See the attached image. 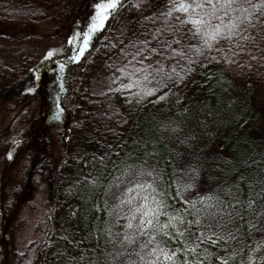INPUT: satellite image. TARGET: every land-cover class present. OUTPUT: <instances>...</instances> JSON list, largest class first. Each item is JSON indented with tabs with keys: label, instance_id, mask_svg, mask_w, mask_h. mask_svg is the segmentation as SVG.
Listing matches in <instances>:
<instances>
[{
	"label": "trees",
	"instance_id": "16d2710c",
	"mask_svg": "<svg viewBox=\"0 0 264 264\" xmlns=\"http://www.w3.org/2000/svg\"><path fill=\"white\" fill-rule=\"evenodd\" d=\"M84 2L0 0V41L32 45L35 53L45 51L35 64L34 56L24 52L15 59L0 58V107L28 88L40 87L43 98L39 132L33 146L23 153L20 186H14L11 195L20 199L23 191L27 195L30 189L39 188L41 179L51 184L50 208L36 220L34 238L14 256L11 264H20L26 255L29 259L25 264H118L119 260L113 259L108 251L103 229L105 199L111 185L129 165L136 168L142 161H149L140 157L138 149L156 137L155 127L162 122L164 110L154 107L155 98L165 89L187 92L213 74L264 92V24H258L254 18V27L247 20L240 24L242 35L248 39L235 36L232 40L209 41L214 45L210 50L204 43L208 37L203 33L194 36L190 31L194 29L188 20L191 10H180V3L191 0H119L90 48L78 61L69 62L64 55H72L68 51V37L88 22L93 10V0ZM251 2L256 4L259 0ZM236 15L230 13L222 23L227 25ZM216 23L212 20L213 25ZM168 27L178 31L163 32ZM157 29L178 51L183 48L187 58L161 59L159 54L148 57L146 63L159 67L163 74L156 79L141 80L140 86L155 87L158 92L142 96L135 86L122 89L121 84H127L131 75V69L126 68L131 56L125 57L124 50L131 52L129 43L137 39H148L149 47H156L150 34H155ZM173 38L180 44H175ZM58 39V43L50 45L51 40ZM189 46L192 51H188ZM50 50L56 54L46 59ZM226 56L231 62H224ZM122 68L127 75H121ZM160 80L164 83L160 84ZM27 114L26 108L19 110L8 123V130H14ZM202 142L200 153L193 159V169L188 172L176 171L180 169L174 155L177 148L172 149L174 146L164 142L155 145L153 152L167 200L174 208L183 209L187 207L184 200L214 195L239 210L230 194L243 201L251 197L254 211L247 210L245 205L242 214L245 221L257 224V230L251 231L244 223L242 230L233 231L236 239L227 243L217 240L215 245L208 241L200 245L195 255L203 264H248L249 257L252 264H262L264 219L257 221L255 213L264 206V196L257 195L264 190V121L256 116L236 120ZM184 184L191 187L183 190ZM178 187L180 196L176 195ZM6 204L0 191V238L4 234L3 211L9 209L5 208ZM71 207L73 216L69 217L66 212ZM65 219L66 227L55 228ZM203 223H212L213 231H217L214 220L204 219ZM232 225L239 226L240 220L233 219ZM52 228L58 230L57 239L54 244H48ZM192 231L196 236L201 234L195 225ZM168 247L175 250L184 244L177 238Z\"/></svg>",
	"mask_w": 264,
	"mask_h": 264
},
{
	"label": "snow or ice",
	"instance_id": "6c2138e0",
	"mask_svg": "<svg viewBox=\"0 0 264 264\" xmlns=\"http://www.w3.org/2000/svg\"><path fill=\"white\" fill-rule=\"evenodd\" d=\"M118 4L119 0H93V10L88 22L68 37V51L72 55H67V53L64 55L67 56L69 62L78 61L85 54L95 35L105 28L106 21ZM179 7L184 12L191 10L192 15L188 17V20L194 29L190 31L194 36L203 33L208 37L204 43L210 50L214 45L209 41L232 40L235 36H240L242 40L248 39L246 35H242L243 29L240 28V24L244 20L248 21L250 27L255 26L252 24L253 18L258 24H264V0H259V3L256 4L251 0H191V3H180ZM257 9H261L258 14L256 13ZM230 13L238 15L235 20L229 19L227 25L223 24V18L228 17ZM212 20L217 23L213 25ZM173 31L178 30L171 27L163 30L165 33ZM160 33L161 29H157L155 34H150L156 47H149L148 39L130 41L131 52L124 50V55L125 57L131 56V60H128L126 65V68L131 69V75L128 76L127 84H121L122 89L135 86L140 89L139 94L142 96L158 92V88L147 86L142 88L140 86L141 80L156 79V76L163 74L159 67L153 68L151 62L146 63L148 57L159 54L161 59L165 57L187 58V52L183 48L178 51L167 39L162 38ZM174 42L177 45L180 44L179 40L174 39ZM237 47L243 51V47L240 45ZM146 50L147 55L145 54ZM188 51H192L190 46ZM217 51L221 50L217 49ZM55 54V50H50L45 58L52 59ZM231 55H235V52H232ZM205 58L215 59V57ZM224 62H231L230 57L226 56ZM146 69L148 70L147 74H145ZM120 72L121 75H127L124 68L120 69ZM169 82H172L171 78H169ZM159 83L163 84L164 81L160 80ZM26 90L33 91L31 88ZM166 96L167 93L165 96H157V100H164ZM8 157L12 158L11 152L8 153ZM125 171L130 178L126 177L124 181L120 182L117 188L120 195L114 196L117 201L114 206L115 222L120 225V232L113 236L111 230H108L110 239L107 243L118 244L123 249L118 251L113 259L127 257L126 264H177L178 260L179 264H203V261L197 259L195 255L201 244L210 241L215 245L217 240H222L225 243L228 240H234L236 237L232 234L233 231L242 230L244 223H247L251 231L257 230V224H254L252 220L245 221L242 214L246 210L245 205L247 210L254 211L251 197L248 201H243L235 194H230L235 204L240 206L239 210L231 202L222 201L214 195L199 196L195 201L184 200L183 203L187 207L181 210L174 208L168 202L167 192L160 187V173L156 171L155 167L146 169L141 166L139 169H135L129 165ZM182 187L183 190H187L191 185L184 184ZM181 194L178 187L176 195L180 196ZM257 195L258 197L264 196V190ZM198 204L202 207H197ZM213 209H215L214 212ZM262 213H264V206H262L261 212L255 213L257 221L264 219ZM208 216H211L215 221L217 231H213L212 223H203ZM164 217L167 219L161 223V219ZM233 219H239L240 225H232ZM194 225L200 230L199 236H196L192 231ZM228 225H232V227L229 228ZM121 233H123L122 238H120ZM206 233H211V235H206ZM212 236H215L216 239H212ZM193 237L195 238L193 239ZM177 238L181 240L184 247H176L175 250H172L168 244ZM129 247L132 248V251L128 250ZM208 255L207 248H205V256ZM216 259L219 260L220 257L217 256ZM248 264H252L251 257H249Z\"/></svg>",
	"mask_w": 264,
	"mask_h": 264
},
{
	"label": "rangeland",
	"instance_id": "374dc122",
	"mask_svg": "<svg viewBox=\"0 0 264 264\" xmlns=\"http://www.w3.org/2000/svg\"><path fill=\"white\" fill-rule=\"evenodd\" d=\"M85 3L84 0H80ZM46 31V30H45ZM44 33L45 39L49 36ZM58 40H51L50 45H55ZM24 52L25 55L34 56V63L39 61L45 54V51L35 53L34 46H17L12 43L0 41V58L15 59ZM29 68V67H28ZM33 91L20 92L14 95L9 101L0 107V180L1 193L5 196L9 209L3 211L2 226L3 236L0 238V264H11L14 256L21 252L27 242L35 236L34 224L50 208L49 193L51 184L42 180L37 189H30L20 199L14 198L11 193L14 192V186H20L19 169L21 168V159L27 148L33 146L35 138L39 132L42 111V92L41 88H32ZM167 96L164 100L155 98L154 107L157 110H164L162 122H159L156 128V137L139 146L138 154L142 158H148V162L143 161L138 164L146 169L155 167L156 171V153L153 152L155 145L160 142L170 144L177 148L174 153L179 160V168L176 171L188 172L193 169V159L200 153L202 141L217 133L220 127L236 120L245 118L252 119L255 116L261 117L264 121V92L257 88L247 87L234 79L210 75L203 79L199 84L186 92V90L174 92L170 89L161 91L158 96ZM28 105V106H27ZM26 108L27 117L11 132L7 126L15 114ZM54 142V141H53ZM55 146V145H54ZM55 150V147H53ZM12 153L9 159L8 153ZM154 153V154H153ZM129 177L127 172L122 173L119 178L111 185L108 196L105 199V217L103 229L107 241L110 239L108 230L112 235L120 232V225L115 222L114 206L117 201L114 196H119L117 190L121 181ZM160 187L161 179L159 180ZM22 193V194H23ZM220 200L227 202L224 198ZM197 207H202L197 205ZM182 210V209H181ZM213 212L215 209L212 210ZM69 217L73 216L72 207L66 212ZM110 213H112L110 215ZM66 217V218H69ZM167 218L161 219L163 223ZM206 219H212L208 216ZM68 225L65 219L63 223H58L55 228L63 229ZM52 228L51 237L48 244L57 239L58 230ZM121 233L120 238H122ZM54 244V243H53ZM53 244L50 246L53 247ZM108 251L116 256L118 251L123 249L118 244L108 243ZM129 251L132 248L129 247ZM29 256L21 259L20 264H25ZM117 263L126 264L127 257H121Z\"/></svg>",
	"mask_w": 264,
	"mask_h": 264
}]
</instances>
